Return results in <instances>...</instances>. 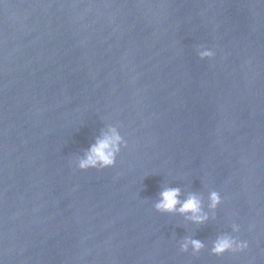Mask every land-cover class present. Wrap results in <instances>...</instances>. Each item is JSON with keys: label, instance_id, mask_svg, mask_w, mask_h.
Here are the masks:
<instances>
[{"label": "water", "instance_id": "1", "mask_svg": "<svg viewBox=\"0 0 264 264\" xmlns=\"http://www.w3.org/2000/svg\"><path fill=\"white\" fill-rule=\"evenodd\" d=\"M109 127L115 166L79 170ZM0 264H264V0H0Z\"/></svg>", "mask_w": 264, "mask_h": 264}, {"label": "clouds", "instance_id": "2", "mask_svg": "<svg viewBox=\"0 0 264 264\" xmlns=\"http://www.w3.org/2000/svg\"><path fill=\"white\" fill-rule=\"evenodd\" d=\"M215 53L212 50H202L199 52L201 59H210ZM122 146H127L124 138L120 135L116 127H109L107 131H102L95 143L85 151L83 157L77 162V168L81 171L88 169H106L115 166L116 157ZM181 190L179 188H166L160 193V198L155 204V209L161 213H179L185 215L187 219L196 224H202L207 219V214L203 211L202 200L197 194H189L186 199H180ZM221 203V196L218 192L212 191L209 194V208L215 209ZM233 231H240L239 225H233ZM193 254L199 253L204 244L200 240L185 238L180 243V251L187 252L189 248ZM247 241L238 239L236 236L224 234L218 236L213 242L211 253L222 256L226 252H243L247 249Z\"/></svg>", "mask_w": 264, "mask_h": 264}]
</instances>
